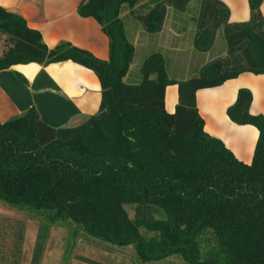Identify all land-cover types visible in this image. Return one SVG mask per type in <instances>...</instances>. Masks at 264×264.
<instances>
[{
  "label": "trees",
  "instance_id": "obj_1",
  "mask_svg": "<svg viewBox=\"0 0 264 264\" xmlns=\"http://www.w3.org/2000/svg\"><path fill=\"white\" fill-rule=\"evenodd\" d=\"M191 1L82 0L78 14L95 19L109 38L108 60L70 42L51 49L22 15L0 6V71L72 61L101 84L97 113L66 127L48 125L35 107L0 122V200L41 220L32 264H40L55 226L83 232L90 243L133 247L135 264L173 256L183 264H264V115L252 114L253 95L244 88L227 110L231 121L259 132L247 164L205 131L196 101L201 89L264 74V0H249L250 18L242 22L230 20L221 0H199L194 47L209 51L222 29L225 53L182 80L170 78L162 55L153 53L138 80H126L135 46L123 7L156 34L168 9L183 12ZM169 85L179 90L174 112L165 108ZM25 228L24 220L0 219V240L9 230L13 237L11 248L0 247V264L21 263Z\"/></svg>",
  "mask_w": 264,
  "mask_h": 264
},
{
  "label": "crops",
  "instance_id": "obj_2",
  "mask_svg": "<svg viewBox=\"0 0 264 264\" xmlns=\"http://www.w3.org/2000/svg\"><path fill=\"white\" fill-rule=\"evenodd\" d=\"M194 1H197L194 6L197 15L199 0L191 2ZM221 1L229 7L231 21L249 20V0ZM81 2L82 0H0V6L22 15L31 28L41 32L45 44L51 49L60 42H70L102 60H108L109 38L95 19L78 14ZM185 11L179 13L172 8L168 9L162 31L149 34L133 18L130 9L123 7L120 17L127 38L135 46V57L126 80L130 79L136 63L141 64L153 53L161 54L165 63L167 56L172 54L173 58L177 57L171 59L172 62L178 63V66L187 65L189 73L196 72V68L209 60L207 55H203L208 54V51H198L194 47L196 15L185 23ZM261 12L264 16V2ZM220 30L222 29L216 33L214 45ZM190 33L191 39H187ZM185 50L195 51L190 57L191 61L186 64L184 60H179ZM243 88L250 90L253 95L252 114L264 115V74L243 73L221 86L201 89L196 93V101L205 122V131L220 139L237 159L250 164L259 132L252 125L234 123L227 114L228 108L237 99L238 91ZM100 101L101 84L97 75L72 61L48 66L37 63L14 65L0 71V122L19 117L35 107L44 122L54 128H62L77 118L96 114ZM178 101V86L169 85L165 94L166 110L174 112Z\"/></svg>",
  "mask_w": 264,
  "mask_h": 264
},
{
  "label": "rangeland",
  "instance_id": "obj_3",
  "mask_svg": "<svg viewBox=\"0 0 264 264\" xmlns=\"http://www.w3.org/2000/svg\"><path fill=\"white\" fill-rule=\"evenodd\" d=\"M196 2H191L188 5V8L183 15L186 18L185 23H188L189 19H191L193 15H196V7H194ZM175 12L180 13V11L177 10H175ZM190 37L191 33L187 39ZM3 41L4 37L0 36V50L3 47ZM225 51L226 41L223 35V30H220L214 47L208 51V54L203 55H207L208 59L211 60L216 56L222 55L225 53ZM194 52L195 51L193 50H185L184 54L179 57V60H184V64H186V62H190V57ZM205 56H203V58ZM173 57L174 56L172 54L171 56H167L166 62L167 71L170 78L182 80L189 77H194L206 64L205 62L199 68H196V72L189 73V70H187L186 67L187 65L178 66V63L175 64L172 62V60L177 59V57ZM139 60L140 58H138V61ZM209 60H207V62ZM141 64L136 63V65L133 67L130 75V81L138 80L140 76L139 69ZM127 210L130 217H133V208L128 206ZM2 218H9V220L19 219L26 222L25 240L23 243L20 264H32V259L35 254L36 241L38 236L42 234V226L40 224L41 220L30 217L28 213L19 211L16 207H10L5 202L0 200V219ZM10 231L11 230L7 231L6 235H4L0 240V247L2 250H8L13 245V237L11 236ZM88 240V237L83 232L79 231L78 234L74 235V233L71 230L69 231L66 226L52 227L49 230L46 243H44L45 245L40 264H82V262L78 260L80 257L95 260L104 264H135L134 258L136 256L133 247H112L98 241H93L90 243ZM149 264H183V260L180 257L173 256L164 261Z\"/></svg>",
  "mask_w": 264,
  "mask_h": 264
}]
</instances>
